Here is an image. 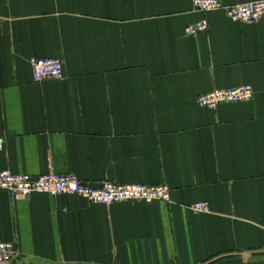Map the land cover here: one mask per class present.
Listing matches in <instances>:
<instances>
[{
  "label": "crops",
  "instance_id": "obj_1",
  "mask_svg": "<svg viewBox=\"0 0 264 264\" xmlns=\"http://www.w3.org/2000/svg\"><path fill=\"white\" fill-rule=\"evenodd\" d=\"M34 57L59 58L63 78L35 80ZM243 85L249 101L197 104ZM0 137V171L170 189L168 202L106 205L0 190L8 264H264V16L238 23L191 0H0ZM201 201L208 211H193Z\"/></svg>",
  "mask_w": 264,
  "mask_h": 264
},
{
  "label": "built area",
  "instance_id": "obj_2",
  "mask_svg": "<svg viewBox=\"0 0 264 264\" xmlns=\"http://www.w3.org/2000/svg\"><path fill=\"white\" fill-rule=\"evenodd\" d=\"M192 9L208 12L222 10L234 22L253 23L264 16V0H255L239 4L224 5L219 0H191ZM207 29L206 21L191 24L185 28V33L194 35ZM32 76L35 80L62 79L63 65L57 57H34L29 60ZM253 96L250 85L234 88H214L197 97L201 107L216 108L221 104L249 101ZM4 139L0 137V150ZM0 190L6 191L13 198H26L35 193L50 196L72 195L80 196L90 203L111 204L114 202H168L170 189L163 184H119L111 180L89 182L80 179L72 172H45L39 175L13 173L8 169L0 171ZM207 201L191 205L195 212H207ZM16 255L13 242L0 239V264H8Z\"/></svg>",
  "mask_w": 264,
  "mask_h": 264
}]
</instances>
